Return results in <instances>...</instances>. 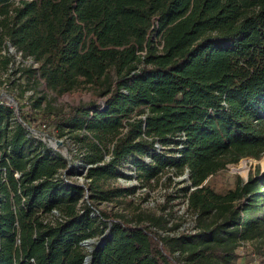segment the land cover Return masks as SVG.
<instances>
[{"label":"trees","instance_id":"16d2710c","mask_svg":"<svg viewBox=\"0 0 264 264\" xmlns=\"http://www.w3.org/2000/svg\"><path fill=\"white\" fill-rule=\"evenodd\" d=\"M9 44L38 66L0 93V264H233L255 240L264 263V172L211 183L264 156V0H0L5 67ZM83 88L105 100L51 106ZM33 130L67 136L71 157ZM186 172L160 213L101 208Z\"/></svg>","mask_w":264,"mask_h":264},{"label":"rangeland","instance_id":"374dc122","mask_svg":"<svg viewBox=\"0 0 264 264\" xmlns=\"http://www.w3.org/2000/svg\"><path fill=\"white\" fill-rule=\"evenodd\" d=\"M9 51L13 53L16 60V64L15 66L9 64L8 67H5V65L3 64V58L0 57V93H4L8 89V82H17L16 89H18L20 85H23L25 83V78L23 77L19 79L20 73L16 72L18 65H20L22 61L26 64L32 62L36 67L38 66V64L33 62L31 58H23L20 53H17L16 50H12L10 47ZM1 54H6V50L3 49ZM32 93V90H28L26 92V96L30 97ZM49 93L54 96V98H52L50 101L51 106H54L58 109H67L71 104L79 101L94 100L100 104L102 101L105 100L104 97L98 96L93 89L89 88L78 89L71 92H66L61 95H56L55 93L51 92ZM17 98L20 104L27 103L26 100L20 97ZM27 107L28 105L24 106V109H27ZM37 129H40V127ZM33 133L35 134V136L41 137L46 142H50L49 139L52 137L51 139L52 141H54L55 144L54 147L58 148L61 152H64L65 154L67 152H70V150L74 147L67 136L59 137L58 135L53 134V136L48 137L47 135H44L36 130H33ZM55 138L63 140L64 146L57 144L54 140ZM242 163H244L245 169H240L242 167ZM258 167H260L261 170H264V156L260 159H255L252 157L242 158L238 163L228 165L225 169L212 176L211 183L216 190L225 191L235 186L238 177L247 179L250 172H254L255 170H257ZM125 170L128 174H131L129 168H126ZM186 173L182 175H174L173 173H169L172 179L179 183L178 185L172 184L170 186L169 181L167 180L166 182L165 178H163L154 187L139 188L136 194L132 197L134 202L129 209L123 210L121 206L117 205V203L115 202L102 203L101 208H107L108 210L113 212L118 211L127 213L129 216L134 213L135 206H139L141 210L148 213H160V204L165 202V193L167 191L175 192L177 189H180L184 185L190 184V180L187 177ZM78 177L79 180H84L82 175ZM119 181L127 186H132L138 183L135 178H120ZM164 181L167 183V185ZM185 203L186 202L183 200V198L175 199L171 202L175 212L173 221L181 223V226L179 227L180 231L191 230L194 227V220L190 216H188ZM260 244L261 243L259 240L247 241L242 243L238 248L239 257L233 264H264L259 257L258 250L260 249Z\"/></svg>","mask_w":264,"mask_h":264},{"label":"water","instance_id":"95a60500","mask_svg":"<svg viewBox=\"0 0 264 264\" xmlns=\"http://www.w3.org/2000/svg\"><path fill=\"white\" fill-rule=\"evenodd\" d=\"M10 48L12 50H15L14 47L12 46V44H9ZM33 61V60H32ZM52 138V137H51ZM49 139L50 142H48L49 146L52 147L53 149L57 150V151H60L58 148H55L54 145H52V143H54V141H52V139ZM55 142L59 145H63L64 146V142L63 140L61 139H54ZM61 152V151H60ZM66 157L70 158L71 155H70V152H67L66 154L64 152H62ZM262 172H264V170H262ZM187 174V177L189 178L190 180V174L189 172L186 173ZM93 243H95V241L93 239H88V240H85L82 242V245L86 246L90 252H92L93 248ZM101 243V240L100 241H97L96 244L99 245ZM91 260H92V255L91 253L87 254L86 258H85V261H84V264H91Z\"/></svg>","mask_w":264,"mask_h":264},{"label":"bare ground","instance_id":"6f19581e","mask_svg":"<svg viewBox=\"0 0 264 264\" xmlns=\"http://www.w3.org/2000/svg\"><path fill=\"white\" fill-rule=\"evenodd\" d=\"M52 145H55L54 143H52ZM245 169L244 163H242V167L240 169Z\"/></svg>","mask_w":264,"mask_h":264}]
</instances>
